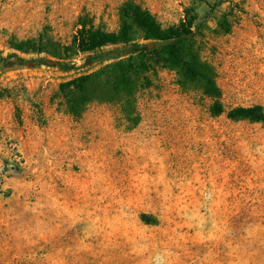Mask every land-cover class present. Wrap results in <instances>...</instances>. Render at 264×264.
Returning a JSON list of instances; mask_svg holds the SVG:
<instances>
[{
	"label": "rangeland",
	"instance_id": "1",
	"mask_svg": "<svg viewBox=\"0 0 264 264\" xmlns=\"http://www.w3.org/2000/svg\"><path fill=\"white\" fill-rule=\"evenodd\" d=\"M126 1L0 0V57L75 64L0 65V264H264L263 123L212 116L161 68L130 111L71 109L62 85L102 66L82 67L79 24L117 31ZM131 1L194 17L226 110L264 108V0Z\"/></svg>",
	"mask_w": 264,
	"mask_h": 264
},
{
	"label": "trees",
	"instance_id": "2",
	"mask_svg": "<svg viewBox=\"0 0 264 264\" xmlns=\"http://www.w3.org/2000/svg\"><path fill=\"white\" fill-rule=\"evenodd\" d=\"M120 12L121 21L117 31H106L93 24H79L73 47L76 52L84 54L82 67L102 66L95 72L62 85L63 91L74 87L69 90V96H73L69 99L71 109L79 108L81 100L86 98L85 105L94 101L115 102L130 111L135 108L136 95L149 87L150 74H156L157 69L161 68L175 71L182 87L196 89L210 99L212 116L226 114L230 120H250L264 124V108L261 105L226 110L215 73L201 59L196 33L200 25L195 24L194 17L164 27L150 10L131 0L123 4ZM15 47L20 51L44 52L42 47L30 46L27 50L22 46ZM108 47L112 49L106 50ZM61 56L53 55L55 60H25L13 54L0 57V65L36 67L46 64L63 71L75 68L73 62H63Z\"/></svg>",
	"mask_w": 264,
	"mask_h": 264
}]
</instances>
